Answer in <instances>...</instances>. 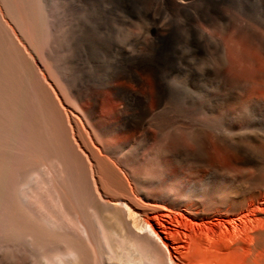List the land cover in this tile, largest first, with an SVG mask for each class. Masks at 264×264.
I'll return each instance as SVG.
<instances>
[{
  "label": "bare ground",
  "instance_id": "bare-ground-1",
  "mask_svg": "<svg viewBox=\"0 0 264 264\" xmlns=\"http://www.w3.org/2000/svg\"><path fill=\"white\" fill-rule=\"evenodd\" d=\"M7 2H11V11L16 8L14 1ZM29 5L27 13L23 11L25 20L32 11ZM8 7L4 9L10 12ZM3 13L0 8L2 18ZM10 29L12 36L16 29ZM41 30L47 38L43 27ZM13 37H9L8 46L14 58L23 62L24 80L19 82L21 77L15 72L19 83L12 88L1 81L0 92L9 93L10 88L11 93L17 88L22 96L14 102L12 93L2 94L0 107L8 119L7 130L13 126L26 136L27 143L18 142V152L2 156L0 227L8 225L35 253L36 258L28 264H264V223L257 217L264 213L263 173L233 175L226 187L211 176L185 191L174 190L170 166L198 167L191 161L200 164L201 160L184 146L175 151L159 148L155 129H159L162 100L148 92L143 67L122 68L109 80L107 86L123 99V107L110 117L103 114V99L96 89L79 88L64 69L52 63L70 97L79 103L85 99L91 102L89 108L76 106L65 116L62 107L67 109L73 100L64 97L59 79L45 74L46 66L32 49L38 38L30 47ZM203 116L197 119L198 132L187 131L200 153L208 150L210 135L226 137L218 126V115L208 110ZM121 130L130 134L119 133ZM9 139L12 141L11 136Z\"/></svg>",
  "mask_w": 264,
  "mask_h": 264
},
{
  "label": "rangeland",
  "instance_id": "rangeland-1",
  "mask_svg": "<svg viewBox=\"0 0 264 264\" xmlns=\"http://www.w3.org/2000/svg\"><path fill=\"white\" fill-rule=\"evenodd\" d=\"M5 1L0 0L1 12H5L4 18L0 15V69L4 66L0 71L1 84L3 81L14 88L24 80L23 62L10 52L9 37L14 36L18 43L30 47L38 38L32 49L46 66L45 74L56 81L59 79L64 97L69 98V102L73 100L54 67L56 64L79 88L96 89L103 99V114L113 117L118 107H123V99L108 87L109 80L122 68L141 66L145 69L146 87L151 97L157 95L162 100L158 115L160 133L157 127L155 129L159 148L175 151L184 146L201 160L200 164L191 161L198 167L194 164L170 166L169 173L176 181L174 190L185 191L211 176L215 183L221 182V187H226L233 175L264 174V0H186V4L180 3L183 0H19L23 4L12 0L17 13L11 11V2H7L10 0ZM28 5L33 7L26 21L27 14L23 11ZM7 6L10 12L5 10ZM10 14L17 15L16 21L9 18ZM43 18V34L49 35L45 39L40 32ZM10 28H15L17 34L10 36ZM2 44L5 46L1 47ZM30 61L28 59L30 70L34 71ZM151 73L155 74V81ZM11 91L14 102L22 96L17 88ZM6 93L7 90L0 92L1 100ZM31 93L27 95L30 97ZM87 100L71 101L67 109L62 107L64 115H69V110L74 111L76 106L89 108L91 102ZM208 110L220 117L218 126L227 138L215 139L210 135L208 150L200 153L187 131L198 132L201 126L197 119H204L203 111ZM0 115L1 163L8 152L10 156L18 152V142L27 143V138L11 125L13 134L7 130L8 119L1 107ZM119 133L129 135L130 131ZM257 217L262 219L259 223H264V213H258ZM0 229V264H28L36 258L28 245L26 247L25 240L13 234L8 225Z\"/></svg>",
  "mask_w": 264,
  "mask_h": 264
}]
</instances>
